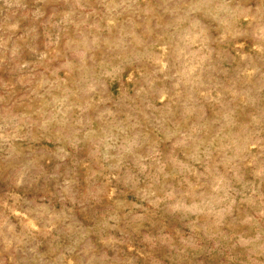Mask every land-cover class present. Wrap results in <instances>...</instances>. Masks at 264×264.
Listing matches in <instances>:
<instances>
[{
	"label": "rangeland",
	"instance_id": "rangeland-1",
	"mask_svg": "<svg viewBox=\"0 0 264 264\" xmlns=\"http://www.w3.org/2000/svg\"><path fill=\"white\" fill-rule=\"evenodd\" d=\"M0 264H264V0H0Z\"/></svg>",
	"mask_w": 264,
	"mask_h": 264
}]
</instances>
